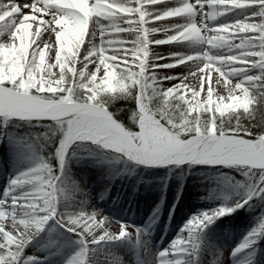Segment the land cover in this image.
<instances>
[{
    "label": "snow or ice",
    "instance_id": "snow-or-ice-1",
    "mask_svg": "<svg viewBox=\"0 0 264 264\" xmlns=\"http://www.w3.org/2000/svg\"><path fill=\"white\" fill-rule=\"evenodd\" d=\"M242 8L253 10L215 22ZM42 26L48 39L30 43ZM185 43L201 47L189 52L180 47ZM46 50L54 58H46ZM130 87L138 105L134 130L113 118L104 99ZM20 119L44 123L39 138L58 139L49 153L56 163L41 155L5 187L0 264H21L27 241L49 221L79 242L67 264H85L89 245L145 234L93 206L58 207L66 198L67 150L84 140L144 163L244 166L254 188L231 206L189 219L182 230L187 235L153 261L181 264L196 247L195 234L214 217L252 196L264 199V0H0V122Z\"/></svg>",
    "mask_w": 264,
    "mask_h": 264
},
{
    "label": "bare ground",
    "instance_id": "bare-ground-1",
    "mask_svg": "<svg viewBox=\"0 0 264 264\" xmlns=\"http://www.w3.org/2000/svg\"><path fill=\"white\" fill-rule=\"evenodd\" d=\"M23 2L26 0H21V3ZM89 2L91 3V0ZM188 2L195 3V0ZM170 6L175 5L170 3ZM252 10L232 9L218 17L215 22H230L242 18ZM45 19L48 17L45 16ZM30 31H34V28ZM32 39H48L43 26L41 35L31 37L30 43ZM48 43L51 45L52 40H48ZM180 47L191 52L199 50L201 46L185 43ZM160 51L163 53L166 50L161 48ZM213 51L216 54H224L219 49ZM49 54L51 53L46 50V58ZM212 85L216 91L222 88V85L217 86L214 80ZM206 87L207 85L205 90ZM31 161L29 149L22 144L9 141L0 147V198L5 195L4 189L10 179L29 167ZM79 162L75 170L65 168L62 174L66 198L59 202L61 211L93 206L105 217L132 228L145 230V234L136 242L128 235L119 240L89 245L85 264H153L161 250L170 248L172 241L179 235H187L182 231L184 225L192 217L204 213L207 204L214 199L212 195H202L205 182L196 175L169 178L166 187L159 174L147 170V166L153 163L140 162L120 152L117 156L105 154L94 160L83 158ZM172 162L161 164L158 167L159 172L169 168L174 164ZM195 162L201 163V166L185 161L179 167L191 171L203 168V163H206ZM211 164L220 168L235 165L219 162ZM250 215L249 211L242 208L214 217L211 223L195 234L196 247L183 254L181 264H264V231L260 228L249 231L246 236L242 235ZM206 230L208 240L200 237ZM34 234L24 248L35 244L39 237ZM78 248L79 242L75 234L59 228V239L42 248L40 260L28 264H67Z\"/></svg>",
    "mask_w": 264,
    "mask_h": 264
},
{
    "label": "rangeland",
    "instance_id": "rangeland-1",
    "mask_svg": "<svg viewBox=\"0 0 264 264\" xmlns=\"http://www.w3.org/2000/svg\"><path fill=\"white\" fill-rule=\"evenodd\" d=\"M51 55H53L54 58V53H51ZM215 98L216 97L214 95L213 99L215 100ZM136 108L138 111L137 103ZM7 125L8 127L5 128L0 124V147L3 146L4 143L9 141L14 144H22L23 146L28 148L31 153L32 161L30 162V164H28V166H32L34 161L38 157H40V155L36 152L35 148L26 140L18 138L16 134L11 132V121L8 122ZM118 153L119 152L113 148L105 147L103 144H98L91 140L76 141L74 143H71L70 147L67 150L65 168L75 170L80 163L79 161L83 158H90L94 160L96 158L104 156L105 154H110V156H117ZM185 161L188 160H184L179 163L171 161L174 164H171L169 168L161 172H159L160 170H158V167L161 164L167 163H153L150 164V166H147V170L152 172L153 174H159V176L162 178L163 184L166 187L168 186L167 180L169 178H179L191 174L199 177L202 182H205V190L202 195L206 197L209 195L214 196V199L209 202V204H207L206 211H214L219 206H225L224 200L228 197V195L236 193L238 190L244 189L247 192L246 194H248L249 190L254 188L251 182V178L245 176L242 171L244 167L243 165L235 164L230 167L220 168L217 166H212L211 162L206 161V163H203V168L199 167L195 170L185 171V169H181L179 167L180 164ZM190 163L192 165L195 164L201 166V163L195 161H190ZM253 175H255V173H253ZM242 208L245 209V211H249L251 214L249 222L245 227H243L242 230V235L246 236L248 235L249 231L260 229L261 224L264 223V199H262L260 196H252V198L248 200L247 203H245L241 207L235 208L232 212L238 211ZM53 223V221H49L43 229L35 233L38 234L37 236L39 238L36 239L34 245L29 248H23V251L21 253V264H28L32 261L40 260L39 254L42 253V248L45 246H50L52 243L56 242L59 239V227L57 226L56 228H53ZM207 232L208 231L206 230V232H204L200 237H204V240H208ZM130 236L132 237V240L134 242L137 241L135 235L130 234Z\"/></svg>",
    "mask_w": 264,
    "mask_h": 264
},
{
    "label": "trees",
    "instance_id": "trees-1",
    "mask_svg": "<svg viewBox=\"0 0 264 264\" xmlns=\"http://www.w3.org/2000/svg\"><path fill=\"white\" fill-rule=\"evenodd\" d=\"M104 99L107 101L109 112L113 114V117L119 123L126 129L134 130L137 128V121L134 118V110L137 111L135 93L131 87L126 92L109 94ZM0 124L2 127H8L7 124H2V122ZM10 130L12 133L16 134L18 138L24 139L31 144L40 156L43 155L47 157L51 164L56 163L55 157L49 156V153L55 151L58 139L54 136L39 138V134L45 130L44 123H37L35 120H31L30 122L25 120L11 121ZM246 193L244 189H241L236 193L228 195L224 200L225 206H231L235 201L243 199L247 195Z\"/></svg>",
    "mask_w": 264,
    "mask_h": 264
}]
</instances>
